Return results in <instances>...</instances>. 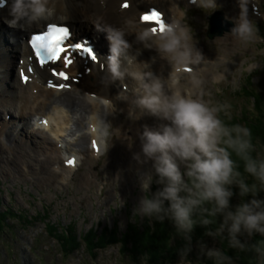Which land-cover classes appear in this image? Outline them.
Here are the masks:
<instances>
[{"label":"clouds","instance_id":"9594fccd","mask_svg":"<svg viewBox=\"0 0 264 264\" xmlns=\"http://www.w3.org/2000/svg\"><path fill=\"white\" fill-rule=\"evenodd\" d=\"M262 2L235 0L238 12L230 18V32L244 44L257 34L250 10L256 13ZM188 3L202 11L213 12L219 7L217 0ZM0 8L7 11L4 23L8 27L27 31L54 17L55 0H0ZM186 15L187 9L180 6L179 0H169L162 30L154 31L153 26L128 17L122 27L107 26L103 31L108 56L101 83L105 79L109 85L131 79L135 84L134 107L128 110V117L139 120L151 116L162 122L156 127L142 125L138 133L139 151L132 154V160L138 166L150 162V168L137 172L142 195L133 216L172 223L174 235L183 241L176 250L177 264H203L204 260L234 264V256H229L226 249L251 253L255 264H264V198L259 197L264 193V157L252 154L248 128L226 126L217 115L219 109L195 94L204 82L205 65L214 62L197 47L193 30L185 22ZM129 35L133 37L131 43L126 39ZM143 51L154 55L138 60ZM158 62L160 68L154 72L153 65ZM165 67L166 74L160 70ZM221 78L217 73L212 80ZM122 96V101H126L122 92L117 99ZM105 127L109 125L106 123ZM103 135L102 132L101 142ZM153 184L158 186L154 191L150 190ZM234 195L238 202L231 204ZM197 226L220 246L209 247L197 240L193 261L188 257L193 250L192 232ZM254 236L259 238L253 239ZM221 245H226V249Z\"/></svg>","mask_w":264,"mask_h":264},{"label":"rangeland","instance_id":"374dc122","mask_svg":"<svg viewBox=\"0 0 264 264\" xmlns=\"http://www.w3.org/2000/svg\"><path fill=\"white\" fill-rule=\"evenodd\" d=\"M217 4L219 7L213 12L202 11L194 5L189 7L180 5L187 9L185 22L193 30L197 47L209 61L214 62L209 64V73H202L204 82L199 92L195 94L210 105L216 106L220 119L221 116L228 117L224 122L226 126L238 124L249 128L254 126L250 122L253 118L258 115L264 116V19L261 18L264 16V2L259 4L256 13L250 10V16L256 21L258 31L255 38L247 44L242 43L230 32L233 27L230 18L235 17L238 12L235 0H217ZM152 9L159 12L157 8ZM217 12L221 13V21L215 19L220 18ZM213 16L214 28L222 30L223 33L210 39L207 36L208 17ZM101 33L102 36L105 35ZM97 37L100 40L99 35ZM95 59L92 63L98 62V59ZM104 59L106 61L107 56ZM217 73L222 78L213 81L212 77ZM124 91L131 90L124 88ZM129 95H132V91ZM7 100L13 101L9 97ZM225 104L227 108L222 107ZM5 114L6 112L2 113L4 120L13 117ZM13 118L10 119L11 122H15ZM128 120V115L122 114L119 127ZM115 125L108 129L104 127L106 130L103 131L108 130V133L102 154L98 157L89 153L80 155L82 163L63 183L56 177L54 182L46 185L41 183L39 179L47 176L38 165H35L37 163L35 158L44 159L41 153L38 157L33 151L24 157L16 152L10 154L9 159L16 160L19 156L20 161L33 164L28 165V168L21 167L23 171L20 170V163L10 162L5 165L0 162L1 170H6L0 171V213H11L9 223L0 230V264H130L126 257L120 255L117 243L95 252L97 258L94 260L80 242L78 250L67 258H62L59 243L56 242V236H61V240L64 237L68 239L63 230H68L69 227L71 233L76 234H74L76 238H82L89 231L95 233L93 235L96 243L98 239L96 236L100 235L103 228H109L120 236L128 231L130 225L140 226L146 221L151 225L148 218L133 216V209L142 195L136 179L137 172L150 168V162L140 167L132 160V154L139 151L137 130L141 127L133 129L138 132L136 137L132 125L127 126L125 135L128 137L122 140L115 131L118 127ZM6 128L4 138L8 136ZM8 129L11 131L14 128L9 125ZM28 131L34 134L35 130L25 126L23 131L24 136L33 138L35 142L42 138L41 132L32 137ZM14 144L12 142L10 145L13 147ZM54 145L55 143L51 142L52 148ZM6 146H9L8 142ZM257 146L262 145L257 142ZM0 155H3V152L0 151ZM4 155L7 156V153ZM52 166L51 164L50 170ZM157 187L153 184L150 190L154 191ZM202 241L209 247H219L218 242L208 237ZM194 250L196 253L194 252L192 256L196 257V243ZM188 259L194 261L190 256ZM177 261L172 264H177ZM234 264L237 263L234 261Z\"/></svg>","mask_w":264,"mask_h":264},{"label":"bare ground","instance_id":"6f19581e","mask_svg":"<svg viewBox=\"0 0 264 264\" xmlns=\"http://www.w3.org/2000/svg\"><path fill=\"white\" fill-rule=\"evenodd\" d=\"M125 4L127 7L123 6ZM179 4L186 7L191 5L188 0H179ZM152 8H157L160 18L164 20L169 0H55L54 17L27 31L8 27L4 23L7 11L0 8V138L3 137L5 127L8 131V136L0 140V151L3 152V155H0L1 163H20V170L23 171L21 167L28 168V165L33 164L20 161L19 156L16 160L9 159V155L16 152L24 157L33 151L38 157L41 153L44 159L35 158V165L47 176L39 180L46 185L57 178L61 183L62 179L65 182L77 166H80V155L89 153L98 157L102 154L108 133V130L103 131L108 129L104 126L106 123L109 127L114 124L115 127L118 126L115 131L122 140L128 137L125 135L127 126L132 125V131H135L133 129L142 128V125L156 127L162 123L155 117L144 116L139 120L129 118L119 127L122 114L127 115L128 110L134 107V81L126 78L122 83L109 85L105 79L104 84L101 83V77L106 76L104 58L108 56V42L101 32L107 26L122 27L124 19L128 17H135L144 26L155 27L154 23H145L140 19L145 13L152 12ZM49 24L68 25L71 30L66 44H70L58 60L41 65L29 39L32 34L45 32ZM126 39L131 43L133 37L129 35ZM75 45H81L82 49L75 50ZM65 53H68L71 59L67 66L63 60ZM150 55L154 53L143 51L138 60H147ZM94 59H98V62L92 63ZM159 68V62L153 65L154 72ZM205 68V73H209V64L205 65ZM160 70L165 74L168 71L167 67ZM53 72L57 75L54 76ZM60 72H64L69 79H60ZM21 74L25 79H21ZM49 83L53 86L49 87ZM124 88L131 90L132 95H129L131 91L126 92ZM121 92L127 96L126 101H122L123 96L117 99L118 93ZM8 97L13 99L14 103L8 102ZM4 112L14 118L10 116L8 120L2 119ZM11 118L15 122H11ZM9 125L14 129L10 131ZM25 126L35 130L34 134L28 131L29 135L34 137L41 132L42 138L35 142L33 138L24 136ZM135 133L134 136L137 137L138 132ZM12 135L14 136L9 137ZM7 142L9 146H6ZM12 142L15 143L13 147L10 145ZM51 142L56 146L52 148ZM4 153H7V156ZM69 161L73 163L69 164ZM51 164L52 170L49 168ZM53 168L58 171L54 172ZM4 170L0 168V171ZM12 170L13 168L10 171Z\"/></svg>","mask_w":264,"mask_h":264},{"label":"trees","instance_id":"16d2710c","mask_svg":"<svg viewBox=\"0 0 264 264\" xmlns=\"http://www.w3.org/2000/svg\"><path fill=\"white\" fill-rule=\"evenodd\" d=\"M261 116L262 115H258V117H255L252 120L250 119V122L253 123L254 126L251 125L252 127H249L250 129H248L250 132L251 143H253L252 154L254 156L264 157V116ZM227 119L228 117L221 116L223 122L227 121ZM257 142L261 143L262 146L258 147ZM232 158L237 160L234 155ZM237 162L239 163L238 160ZM233 191L235 192V189H233ZM259 197L264 198V193L259 194ZM237 202L238 199L234 195L232 200H230V203L236 204ZM10 219L11 213H0V230L9 223L8 220ZM24 223H26L25 220ZM144 223L146 224L143 227ZM11 229H13V227H11ZM203 231V228L197 226L192 232L193 250L189 256L191 259H194V261L196 257L192 255L195 252V243L197 240H203L206 238V236L203 235ZM63 232L68 236V239L64 237V239L61 240V236H56V242L59 243L62 258H67L72 252L78 250L80 246L78 242L84 244V248L89 251V256L94 260L97 258V253L95 252L98 250H105L108 245L117 243L120 247V255L126 257L128 260L127 262L130 264H134V262L135 264H172L177 261L178 258L176 250L183 245V241L174 235V227L168 220H164L163 222L151 220V225H148L147 221L142 222L140 226L133 225L131 227L130 225V227L128 226V231L120 236L117 235L115 231L109 230V228H103L100 235H97L98 237L96 236V239L98 238L96 243L94 242L95 236L93 235L95 233L90 231L83 235L82 238H76V234L74 233V235L71 233L72 231L70 227L68 230H63ZM258 238V236L253 237V239ZM112 240L116 241L112 242ZM221 247L226 249V245H221ZM226 251L229 256H234V261L237 264H255V260L251 253H235L234 250L231 249H226ZM201 259L203 260V258ZM203 264H211V261L204 260Z\"/></svg>","mask_w":264,"mask_h":264},{"label":"snow or ice","instance_id":"6c2138e0","mask_svg":"<svg viewBox=\"0 0 264 264\" xmlns=\"http://www.w3.org/2000/svg\"><path fill=\"white\" fill-rule=\"evenodd\" d=\"M127 7V5H123ZM142 22L145 23H154L156 26L153 28L155 31L157 28L162 30L163 24L162 19L160 18V14L156 11L145 13L140 17ZM69 33L66 28L57 27L52 24L48 25L47 32L41 35H34L32 36V41L35 43L33 44L34 50H36V59L37 61L43 65L45 60L55 61L57 60L65 51L66 49L62 47V41L64 38L68 37ZM77 51L82 49L81 45L74 46ZM65 66L71 63V59L68 56H64ZM188 69H186L187 71ZM53 75L56 76L57 73L53 72ZM60 79L67 81L69 78L64 72H60L58 74ZM21 79H25L23 74H21ZM53 85L49 83V87ZM73 163L69 161V164Z\"/></svg>","mask_w":264,"mask_h":264},{"label":"water","instance_id":"95a60500","mask_svg":"<svg viewBox=\"0 0 264 264\" xmlns=\"http://www.w3.org/2000/svg\"><path fill=\"white\" fill-rule=\"evenodd\" d=\"M217 16H219L220 18H215V19H219L220 21L222 20V16L220 12H217ZM216 16V17H217ZM208 21H209V30L207 32V36L208 38L212 39L215 36H221L222 35V30L218 31L217 29H215L214 27V16L213 17H208Z\"/></svg>","mask_w":264,"mask_h":264}]
</instances>
